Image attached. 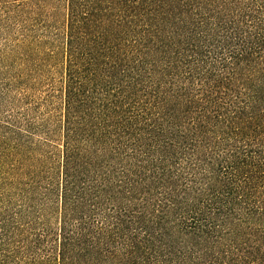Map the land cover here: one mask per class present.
<instances>
[{
  "label": "trees",
  "instance_id": "1",
  "mask_svg": "<svg viewBox=\"0 0 264 264\" xmlns=\"http://www.w3.org/2000/svg\"><path fill=\"white\" fill-rule=\"evenodd\" d=\"M0 264H264V0H0Z\"/></svg>",
  "mask_w": 264,
  "mask_h": 264
}]
</instances>
